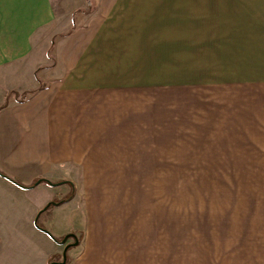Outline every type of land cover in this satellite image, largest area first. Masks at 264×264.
<instances>
[{"label": "crops", "instance_id": "obj_1", "mask_svg": "<svg viewBox=\"0 0 264 264\" xmlns=\"http://www.w3.org/2000/svg\"><path fill=\"white\" fill-rule=\"evenodd\" d=\"M73 2L66 32L48 45L54 61L36 51L38 31L57 23L53 17L42 21V14L56 13L58 6L51 0L0 3V24L6 19L24 33L0 40L1 92L36 89L37 76L47 84L24 102L12 97L0 110V264H49L68 244L66 264H200L186 256L185 242L171 261L169 199L123 196L109 175L135 172L138 141H153L148 130L138 137V126L152 123L146 110L154 108L148 95L155 91L137 87V58L130 64L136 50L150 48L145 54L168 66L185 62L204 42L217 40L211 17L77 23L75 16L90 14L82 8L90 3L94 9V3ZM221 5L227 83L264 87V0H115L114 13L196 15L210 6L205 13L216 14ZM243 123L244 133L258 134L248 140H262V122ZM39 179L61 184L28 186ZM67 181L74 196L45 209L72 190ZM69 234L81 237L78 245L72 237L64 244L54 238ZM247 257L235 264H264Z\"/></svg>", "mask_w": 264, "mask_h": 264}, {"label": "rangeland", "instance_id": "obj_2", "mask_svg": "<svg viewBox=\"0 0 264 264\" xmlns=\"http://www.w3.org/2000/svg\"><path fill=\"white\" fill-rule=\"evenodd\" d=\"M92 1L94 9L84 6L83 11L89 10L90 14H77V23L177 21L179 17L188 20L200 15L206 21V17H211V36L216 35L217 40L211 44L204 42L200 52L188 55L190 59L185 62H169L168 66L166 61H152V56L145 54L150 48L136 50L130 64L137 58V87L151 86L155 91L148 95L152 96L154 108L146 110L152 123L139 125L138 137H145L141 133L148 130L153 141H138L135 172L109 177L123 196L169 199L171 261L176 262L178 250L185 242L186 256L194 257L200 264L242 263L251 255L253 262L264 263V87L227 83L224 6H219L216 14L205 13L214 7L203 6V12L196 15L146 12L115 15V0ZM219 1L224 4V0ZM52 2L58 6L56 13L42 14V21L53 17L52 21L57 23L51 29L38 31L41 46L36 51L39 55L47 54L49 60H55L53 48L48 49L51 38L66 32L65 27L71 23L69 7L74 3ZM5 16L12 17L10 13ZM20 33L24 35L23 30L10 28L6 19L0 24L2 41L20 37ZM5 92L0 90V104L8 94L4 95ZM243 121L262 122L263 131L255 127L262 140H248L257 139L258 134L244 133ZM71 191L76 193L74 188ZM61 193L54 204L69 195ZM53 257L57 262L63 260L62 253Z\"/></svg>", "mask_w": 264, "mask_h": 264}, {"label": "trees", "instance_id": "obj_3", "mask_svg": "<svg viewBox=\"0 0 264 264\" xmlns=\"http://www.w3.org/2000/svg\"><path fill=\"white\" fill-rule=\"evenodd\" d=\"M89 9H92V5L89 3ZM83 12H89V10H84ZM51 60H54V59H51ZM42 67H39V69L38 70H40ZM37 70V71H38ZM37 79H38V81H39V87L37 88V89H32V90H29V91H25V92H23V93H17V92H15V91H11V92H9L5 97H4V101L2 102V104H0V109H3V108H5L6 106H8V104H9V100H10V98L12 97V95L14 94L15 95V98H17L18 100H19V102H24V101H26V96L29 94V93H35V92H37V91H39V90H42V89H45V83L42 81V79L41 78H39L38 76H37ZM42 180V182H47L48 184H50V185H53V186H55L56 184H58V183H52V182H50V181H48V180H45V179H41ZM37 181L38 180H36V181H34L33 183H32V185L31 186H34L36 183H37ZM18 184H20L21 185V183L19 182V181H16ZM66 183H69L71 186H72V189H73V184L71 183V182H66ZM74 196V193H73V191H71L70 193H69V195L68 196H66L65 198H63L62 200L63 201H67V200H69V199H71L72 197ZM61 200V201H62ZM60 202V201H59ZM53 202L49 205V207L48 208H50L51 206H53ZM52 236V235H51ZM53 237V236H52ZM55 238V240L57 241V242H60L62 239H59V238H56V237H54ZM81 239V237H79V240ZM68 249H70V247L68 248ZM57 261V259L55 258V257H52L51 259H50V261H49V264L50 263H52V262H56ZM68 261H69V256H67V263H68Z\"/></svg>", "mask_w": 264, "mask_h": 264}, {"label": "water", "instance_id": "obj_4", "mask_svg": "<svg viewBox=\"0 0 264 264\" xmlns=\"http://www.w3.org/2000/svg\"><path fill=\"white\" fill-rule=\"evenodd\" d=\"M40 182H42V181H37V183L36 184H38V183H40ZM58 184H61V183H58ZM58 184H56V185H58ZM51 204V203H50ZM50 204H48L46 207H45V209H47L48 207H49V205ZM56 204V203H55ZM44 231H46L47 233H49L50 235H51V233L48 231V230H46V229H44V228H42ZM74 238L75 239V242L73 243V245H78V243H79V240H78V238L76 237V235L75 234H69V235H67L66 237H64V239H62L61 241H60V243L61 244H64L69 238ZM71 246V244H68L66 247H65V249H64V251H63V260H62V262H52V263H50V264H66V262H67V251H68V248Z\"/></svg>", "mask_w": 264, "mask_h": 264}, {"label": "snow or ice", "instance_id": "obj_5", "mask_svg": "<svg viewBox=\"0 0 264 264\" xmlns=\"http://www.w3.org/2000/svg\"><path fill=\"white\" fill-rule=\"evenodd\" d=\"M0 3H2V0H0Z\"/></svg>", "mask_w": 264, "mask_h": 264}]
</instances>
